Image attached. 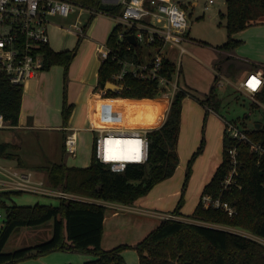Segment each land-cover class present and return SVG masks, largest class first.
<instances>
[{
	"label": "trees",
	"instance_id": "1",
	"mask_svg": "<svg viewBox=\"0 0 264 264\" xmlns=\"http://www.w3.org/2000/svg\"><path fill=\"white\" fill-rule=\"evenodd\" d=\"M84 5L97 12H107L113 16L122 14L121 4L106 3L102 0H68ZM226 12L220 13L225 19L227 41L218 48L230 52L238 47L242 40L236 35L250 26L264 21V0H226ZM97 14L91 16L92 21ZM124 33L121 38L120 34ZM135 33L134 28H126L121 24L115 26L107 40L112 51H118L121 58L134 63L144 62V49L139 41L129 42L128 35ZM82 39H79V42ZM161 41L152 46L159 48ZM131 47V48H129ZM76 48L55 51L51 47L44 49L45 69L54 64L65 68V78L76 54ZM151 57L152 53L148 54ZM122 65L112 56L104 61L99 69L97 88L104 89L112 81V75ZM178 70L175 60L163 56L162 73L173 80ZM121 91L107 90L101 97L103 104H115L126 110L141 113L143 122L160 124L149 129L148 160L144 164L129 163L123 172H114L101 163L95 155L93 147L92 161L87 167L68 166L65 161L54 162L48 166L47 174L50 185L56 189L77 195L107 202L132 205L146 195L156 184L172 177L179 164V135L183 100L193 97L202 105L218 113L221 99L216 93L218 76L205 98L197 97L191 91L181 88L176 91L172 101L159 95L158 82L148 76L135 75L128 72L123 80ZM24 87L12 83L8 77L0 73V113L11 126L19 123L23 102ZM257 97L264 101V86ZM255 107H258L253 103ZM74 105L67 100L64 90L63 123L68 126ZM208 111L205 116V123ZM235 123L246 126L245 120ZM257 128L247 130L250 138L264 146V123ZM205 140L188 161L183 193L173 214L178 215L184 204V194L192 174L197 157L202 153ZM13 147L11 144H0L2 155ZM236 147L242 165L238 185L226 191L222 198L237 208V214L229 216L221 209L208 207L200 199L191 218L210 224L239 228L264 238V161L258 164L257 156L249 144L237 142L224 133L223 159L211 181L205 186L203 193L219 196L221 182L229 172L228 151ZM66 151L65 146H63ZM21 191H0V211H4V220L0 229V264H18L19 262L48 254L56 250L79 251L93 254L94 258L82 264H125L123 251L133 248L139 255L140 264H264V243L238 233L214 226L186 222L176 219H164L148 235L134 246L121 244L112 249L102 247L104 219L107 206L95 202L58 198L59 203L24 205L11 200L14 193ZM53 220V235L42 243L5 252L4 248L13 232L20 227L37 226Z\"/></svg>",
	"mask_w": 264,
	"mask_h": 264
},
{
	"label": "built area",
	"instance_id": "2",
	"mask_svg": "<svg viewBox=\"0 0 264 264\" xmlns=\"http://www.w3.org/2000/svg\"><path fill=\"white\" fill-rule=\"evenodd\" d=\"M106 3L121 4L122 14L116 16L118 24L126 28H134L136 40L150 47L161 41L163 47L165 44H172L180 47L186 40V32L189 25L188 7L194 8L199 5V0H102ZM215 4V0H204V9L209 10ZM106 14L107 12H97L90 8L76 4L68 0H0V73L4 74L15 84L24 87L25 83L35 79L39 73L45 69L44 49L50 47L49 26L52 24L51 18L75 16V22L69 27H63L70 33L86 39L88 29L91 25L92 15ZM83 16L87 19H83ZM131 35V34H129ZM121 38L124 33L120 34ZM131 48V47H129ZM154 48V47H153ZM157 48V47H155ZM102 63L112 56L113 60H118L122 65L121 69L112 75L113 83L124 88L123 80L128 72L135 75L148 76L157 80L159 95L172 101L176 91L179 89L178 74L173 80H169L163 73V55L157 50L151 55L150 60L143 63L129 62L121 58L118 51H112L106 43L99 44L98 47ZM180 67L178 66V70ZM219 76L222 77L221 73ZM223 78V77H222ZM224 84V79L219 80V85ZM251 85V86H250ZM264 86V76L261 73H250L239 85L238 89L246 93L253 103L262 111L264 115V101L257 95ZM105 94L106 89H101ZM224 133L239 143L250 145L251 151L257 156L258 164L264 161V146L253 141L247 133L251 129L235 121L223 118ZM255 126V125H254ZM262 126V124H261ZM13 127L0 113V129ZM65 132L64 146L66 151L73 156L77 153V130L69 126L62 127ZM95 137V155L103 164L107 165L114 172H123L129 163L144 164L148 160L149 140L145 129H100ZM125 136L137 138L138 146L142 158L140 161H128L116 159L107 156L106 140L111 137ZM0 149V158H2ZM230 169L221 182L220 195L214 196L210 193L201 195V201L208 207L221 209L229 216L237 214V208L230 202L224 200L222 195L230 190L232 186L238 185V176L240 175L239 166L242 161L239 157V151L236 147L228 151ZM0 191H21L31 192L42 195L54 196L57 198L75 199L87 202H100L98 200L77 195L56 189L41 179H35L31 172L4 166L0 164ZM103 202V201H102ZM102 202H100L102 204ZM104 203V202H103ZM3 216L0 214V219ZM165 219L183 220L176 214L169 213ZM203 225L214 226L217 228L229 230L240 235L256 239L255 235L233 227L216 225L203 222ZM201 224V223H200ZM233 228L235 231L230 230ZM257 237V236H255ZM259 241V240H258ZM261 242V241H260ZM263 243V242H262Z\"/></svg>",
	"mask_w": 264,
	"mask_h": 264
},
{
	"label": "crops",
	"instance_id": "3",
	"mask_svg": "<svg viewBox=\"0 0 264 264\" xmlns=\"http://www.w3.org/2000/svg\"><path fill=\"white\" fill-rule=\"evenodd\" d=\"M98 15L95 17L97 18ZM96 20V19H95ZM93 25V26H92ZM118 25L116 20V16L101 14V17L98 18L97 22H91V25L88 29V36L86 39H83L79 42V45L76 47V54L71 62V65L68 70L67 77L63 79L64 90H67V100L69 104L74 105V110L69 119L68 126L72 129L77 130V138L79 140H83L81 137V131H93L98 132L100 129H130L135 128L131 126V124H126L123 121H119L115 116L117 122L113 123L115 126H107L100 125L98 127H83L85 129H81L76 126V117L78 114H81L84 106L87 105L88 109L93 108V114L95 115V108H100L103 110L105 107H110L111 109H116L120 113L130 114L135 113V111L122 109L118 105L115 104H103L101 101V97L104 93L100 88H97L98 77H99V69L102 65V60L100 57V53L98 50L99 44L106 43L108 37L111 32ZM94 27V28H92ZM257 29V32L250 33V29ZM190 27L186 32V40L184 42H190ZM264 29V21L253 26L248 27L247 29L241 31L236 35L237 38L242 40V43L236 47L234 50L228 52L237 62L235 64L236 69L231 75L236 72H239L240 75L237 76L238 83L236 84V89H238L240 83L253 72L261 73L264 76V64L256 63V61L247 62H239L238 58H243L246 61H250L252 59L244 58V56L238 54L236 51H240L243 46L248 43V40L251 39V36L256 34V38L262 37L260 34V30ZM79 40V38H78ZM181 43L180 47L165 44L161 48H153V50L145 51L144 50V62L150 60L148 58V54L152 53L154 55L157 50H160L163 56H167L168 58L173 57L172 59L178 60V55L181 57V54L184 52L189 53V48L185 47ZM206 43V42H205ZM208 44V43H206ZM257 51L258 54H261L264 58V43L257 42ZM216 46L217 51H221L224 53L225 51L220 50ZM51 47V46H50ZM52 48V47H51ZM244 48V47H243ZM53 49V48H52ZM66 50H72L71 48L65 47ZM179 49V51H178ZM219 49V50H218ZM54 50V49H53ZM56 51V50H55ZM60 51V50H59ZM58 51V52H59ZM63 51V50H62ZM65 51V50H64ZM241 52L243 54H249L245 49ZM253 56V55H251ZM254 60V59H253ZM256 60V59H255ZM177 66L180 69H183V60ZM46 69L42 70L39 75L26 83L27 89H25L26 85H24V93H23V102L19 117L18 125L12 128L24 129L26 131L32 132L31 130H36L39 132H47L52 131L50 129L56 128L58 130H62L64 127L63 123V101H64V90H57L55 93L50 94L48 92V84L50 82L49 73L45 72ZM240 70V71H238ZM221 73V72H220ZM222 79L225 82H228L229 75L221 74ZM230 75V76H231ZM178 76V75H177ZM218 76V85L219 78H221L217 72L215 73V77ZM214 77V78H215ZM230 82V81H229ZM188 84V83H186ZM214 85V84H213ZM211 85L206 91L207 95L212 86ZM225 85V83L223 84ZM180 86V85H179ZM221 86V85H219ZM181 88L189 90L186 86H180ZM195 89V88H194ZM196 90V89H195ZM220 98V97H218ZM115 106V107H114ZM208 111L206 123L205 116ZM104 116L103 113H101ZM113 115V112H112ZM224 116L218 111H214L213 109L202 105L200 102L195 100L191 96L185 97L183 100V108H182V118H181V130L179 135V145H178V154L180 164L174 173V175L158 184H156L146 195L139 198L132 205H124L117 202H107L103 200H99L100 202H104L107 208L106 216L104 219V229H103V237H102V247L106 250L112 249L121 244H129L134 246L142 239H144L149 232L158 227L162 221L165 219L166 215L169 213H173L177 208L178 202L182 197L183 193V180L185 171V166L188 158L199 148L202 139L205 140V145L202 153L197 157L193 164L192 174L188 185L186 187V200L184 194V204L182 205L180 212L178 214L179 217L183 219H187V217H191L196 206L200 202L201 195L205 186L211 181L213 178L217 168L222 162L223 157V138H224V124L223 118ZM75 122V123H74ZM106 124V121H103ZM153 125L148 127L155 128L160 126V124L147 122ZM122 125V126H121ZM9 129V128H7ZM138 129V128H136ZM4 130V129H3ZM63 144L65 139V132L63 133ZM97 134V135H98ZM95 135V137L97 136ZM214 135L216 141V148H213L212 145V137ZM21 139L19 137H9L7 140H1L0 144H11L13 147H9L6 150V154L0 158V164L4 166H10L14 168H19L21 170L31 172L35 179H41L44 181H48L47 167L51 164L37 163L36 168L32 169L30 167H26L23 163L22 157L19 155L18 148L21 147V144L26 141L34 142L35 139L31 137H23ZM45 139V138H44ZM44 139H41L46 145L48 142ZM87 140V142H86ZM90 136H85V142L81 145L83 150H87V144L89 143ZM200 142V143H199ZM190 157V158H191ZM189 161V160H188ZM58 162V161H57ZM188 165V162H187ZM186 175V174H185ZM47 179H46V178ZM193 200V201H192ZM102 202V203H103ZM193 203V204H192ZM108 204V205H107ZM192 204L189 209V205ZM127 217H133L134 221H126ZM192 219V218H188ZM122 228H125L124 231H127V234L131 232H135L138 234L135 238L137 239H129L127 235L122 234ZM134 251V252H132ZM132 253L136 256H132ZM124 259L128 261H132L133 264L139 263V255L136 250L126 249L123 251ZM94 258V257H93ZM92 258V259H93ZM90 260V259H88ZM28 261V260H25ZM31 263L37 264V260H30ZM19 264H28V262L21 261ZM40 264H55L54 260H40Z\"/></svg>",
	"mask_w": 264,
	"mask_h": 264
},
{
	"label": "rangeland",
	"instance_id": "4",
	"mask_svg": "<svg viewBox=\"0 0 264 264\" xmlns=\"http://www.w3.org/2000/svg\"><path fill=\"white\" fill-rule=\"evenodd\" d=\"M203 4L204 0H199V5L197 7L194 8L193 6H191L187 8L189 13V25L191 28L190 42H184L183 45L189 48L190 52H183L181 54V57L178 55L177 61L176 59H174L177 65L181 63V60H183V69L179 77V85L186 86L189 91H191V93L195 94L197 97L205 98L207 96L205 92H208L209 87L215 82V73L217 74V72H221V74L223 73L225 75H229V78L227 79H229L230 82L224 81L225 85L221 86H219L218 83L216 84V93L221 99L218 111L224 116L223 118H227L231 121H242V119L247 116L245 124L249 128L254 126L256 123H264V115L262 111L258 107H255L253 105V101L248 95H246V93L239 89H236V84L234 83H238L237 76L240 75V73L236 72L233 75H231V73H233L236 69L235 64H237V62L235 60L237 59H234L231 55L228 54V52L221 53V51L216 50L217 45H222L224 42L227 41L225 19H222L220 17V13L226 12V0H215V4L209 10H205ZM100 17L101 15H98L97 18H94L92 20L94 25ZM83 19H87V17L83 16ZM51 20L52 24L49 26L50 46L56 51H64L66 50L65 47L75 49L79 45V37L73 33H70L68 30L62 28V26L69 27L70 24H73L75 22V16H71L69 18L53 17L51 18ZM249 32H257V29H254L253 27V29H250ZM260 34L262 36L260 38H256V34L251 36V39L248 40V43L243 46L244 48L242 47L241 49L242 51L245 49L246 51H248V53H251V55L253 56L249 54H243L241 50L236 51L238 54L247 55L244 56V58L247 57L252 60L246 61L243 58H238L239 62H247L250 63L251 66L253 65L251 61H256V63L264 64V58H262L263 56L261 54H258L257 51V42L259 41L264 43V29L260 30ZM88 36H90V34H88ZM205 42L208 44H206ZM142 45L143 49L146 52L153 50V47H150L146 44ZM170 58L172 59L173 57ZM45 72H48L50 75V82L48 84V92L50 94L55 93L57 90H64V66L54 64L51 67L47 68ZM220 79H222V77L219 78V80ZM25 87V89H27V85ZM88 108L87 105H85L82 113L77 115L76 123L74 122L76 126L80 127L81 129H85L86 127H98L100 125H112L116 127V125L113 124L114 122H117L116 118L119 121H123L126 124H131V126H134L138 129L149 130L150 127L148 126L153 125L147 122H143L141 118V113L136 110H132L135 111V113L124 114L122 112L120 113L116 109H111L110 107H105L103 110L98 107L95 108L94 115V107L92 108V110ZM101 113H103L104 116H102ZM104 120L106 121V124H104ZM50 130L52 131L39 132L36 130H31L32 132H29L24 129L10 127L9 129H0V139L7 140L9 137L11 138L13 136L24 139L23 137L25 136L27 138L29 137V139L31 140V137H33L35 139V145L34 142L26 141L21 144L20 148H18L19 155L22 157V160H24V165L32 169L36 168L37 163L43 162L51 164L57 161H65L68 166L76 167H87L91 164L93 147L96 140L95 135H97L98 132H94V130H82L81 137L83 140H79L78 137L77 153L76 156H73L67 151H64V148L62 146L64 132L56 128H52ZM86 135L90 136V140H88L89 143L86 147L87 150L84 151L81 145L85 142ZM211 137L213 148H216L217 144L214 135ZM41 139L46 140L48 144L46 145V143H44ZM190 157L188 158V160L190 159ZM187 162L185 166V171L187 167ZM185 174L186 172L184 173V178ZM46 182L50 184L49 181ZM11 200H13L15 203L24 205H34L36 203L57 205L59 203V199L57 197L31 192L14 193L11 196ZM95 203L101 204L100 202ZM105 204L102 203V205ZM192 204L189 205V209L191 208ZM108 209L110 208L108 207L107 210ZM0 214L3 216V218L0 219L1 229L4 220V211H0ZM188 218L191 217H187V219H183V221L203 224L202 221ZM126 221H134V218L127 217L125 219V222ZM229 229L235 231L233 228ZM124 230L125 228H122V234L127 235L130 240L137 239L135 237L138 234H135V232L127 234L128 230ZM52 235L53 220H50L44 224L37 226L20 227L13 232L4 248V251L10 252L18 248L33 246L35 244L42 243L49 240ZM254 238H258L259 241L264 243V238L258 236H254ZM129 249L135 250L133 248ZM132 256L136 258L133 253ZM93 257V254L83 253L76 250H56L48 254L26 259L28 261H23L28 262V264H34L31 263L30 260H37V264H40V260L49 259L54 260L55 264H82L86 260L92 259ZM125 264L133 263L131 260L128 261L126 259Z\"/></svg>",
	"mask_w": 264,
	"mask_h": 264
},
{
	"label": "bare ground",
	"instance_id": "5",
	"mask_svg": "<svg viewBox=\"0 0 264 264\" xmlns=\"http://www.w3.org/2000/svg\"><path fill=\"white\" fill-rule=\"evenodd\" d=\"M138 142L137 138L112 136L106 140L107 156L128 161H140L142 154L140 153Z\"/></svg>",
	"mask_w": 264,
	"mask_h": 264
},
{
	"label": "water",
	"instance_id": "6",
	"mask_svg": "<svg viewBox=\"0 0 264 264\" xmlns=\"http://www.w3.org/2000/svg\"><path fill=\"white\" fill-rule=\"evenodd\" d=\"M128 39H129V42L132 43V44H136L137 40H136V37L134 34H131V35H128ZM106 90H119L121 89V86L113 83V82H109L107 83L106 87H105ZM255 126L257 128H260L261 127V123H256ZM186 264H190V262H187Z\"/></svg>",
	"mask_w": 264,
	"mask_h": 264
},
{
	"label": "snow or ice",
	"instance_id": "7",
	"mask_svg": "<svg viewBox=\"0 0 264 264\" xmlns=\"http://www.w3.org/2000/svg\"><path fill=\"white\" fill-rule=\"evenodd\" d=\"M251 86V85H250Z\"/></svg>",
	"mask_w": 264,
	"mask_h": 264
}]
</instances>
